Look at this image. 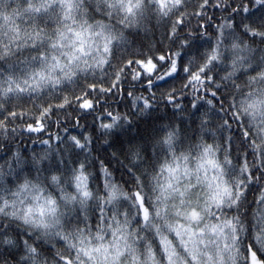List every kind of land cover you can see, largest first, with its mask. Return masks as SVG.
Listing matches in <instances>:
<instances>
[{
	"label": "snow or ice",
	"instance_id": "6c2138e0",
	"mask_svg": "<svg viewBox=\"0 0 264 264\" xmlns=\"http://www.w3.org/2000/svg\"><path fill=\"white\" fill-rule=\"evenodd\" d=\"M0 264H264V0H0Z\"/></svg>",
	"mask_w": 264,
	"mask_h": 264
},
{
	"label": "trees",
	"instance_id": "16d2710c",
	"mask_svg": "<svg viewBox=\"0 0 264 264\" xmlns=\"http://www.w3.org/2000/svg\"><path fill=\"white\" fill-rule=\"evenodd\" d=\"M158 83H160V82H158ZM177 86H179V83H178V82H177ZM139 87H140V86L138 85V88H139ZM140 91H143V88H140ZM115 99H120V98H119V97H116ZM190 99H191V98L189 97L188 99H185L183 102H184L185 104H188ZM112 106H113V107H117V108H119V110H121V111H124V110H125L123 103H121V104H116V103L113 102V103H112ZM189 106H190V105H189ZM171 111H172V109H171V106L169 105V106H168V109H167V113L170 114ZM159 114H160V115H164V114H165V109H164V107H163V102H161V105H160V108H159ZM91 121H92V117H88V118H87V122H88L89 124H91ZM82 123H84V121H82ZM147 123H148V122H141V123L139 124V128H140L141 131H143V129L147 126ZM51 131H52V132H56L57 129L53 126V128L51 129ZM75 131L79 132V131H82V129H76ZM60 134H61V135H64V133H63L62 131H61ZM130 134H131V133H129V135H130ZM42 138H45V139H46L47 136L45 135V136L42 137ZM33 140H36V143H35V144H33ZM53 143H55V141H53ZM23 144H24L25 148H35L37 151H42L43 148H44L43 145H40V144H39V141L37 140L35 134L32 135V139H28L27 135H25L24 138H23ZM117 178L119 179V174H117Z\"/></svg>",
	"mask_w": 264,
	"mask_h": 264
}]
</instances>
